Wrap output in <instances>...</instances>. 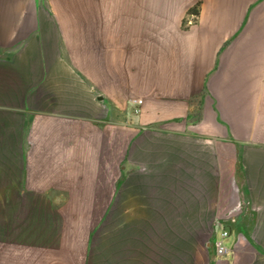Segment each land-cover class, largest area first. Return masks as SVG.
<instances>
[{"label": "crops", "instance_id": "1", "mask_svg": "<svg viewBox=\"0 0 264 264\" xmlns=\"http://www.w3.org/2000/svg\"><path fill=\"white\" fill-rule=\"evenodd\" d=\"M96 2L0 0V264H264V0Z\"/></svg>", "mask_w": 264, "mask_h": 264}, {"label": "rangeland", "instance_id": "2", "mask_svg": "<svg viewBox=\"0 0 264 264\" xmlns=\"http://www.w3.org/2000/svg\"><path fill=\"white\" fill-rule=\"evenodd\" d=\"M103 3V5H102ZM107 2L106 0H97L96 5H93L92 9L94 11V13L99 17L100 21H102L104 18L107 20V18H109L110 16H123L125 17V13L124 11L128 12V11H136L137 8L135 7H123L122 5H114V6H107L106 5ZM90 11V7L86 8ZM131 12V13H133ZM137 13V12H136ZM132 15V14H131Z\"/></svg>", "mask_w": 264, "mask_h": 264}, {"label": "built area", "instance_id": "3", "mask_svg": "<svg viewBox=\"0 0 264 264\" xmlns=\"http://www.w3.org/2000/svg\"><path fill=\"white\" fill-rule=\"evenodd\" d=\"M196 16L193 14L188 19L186 20L185 24L186 26L190 27L195 23ZM143 103V99L141 98H133L132 99V104L134 106V112L136 114H139L141 112V105ZM240 208V204L236 205L232 211ZM229 235V231L224 230L221 233L220 238L216 241V250L219 255H224L225 253L228 252L227 247L224 244L225 238Z\"/></svg>", "mask_w": 264, "mask_h": 264}, {"label": "trees", "instance_id": "4", "mask_svg": "<svg viewBox=\"0 0 264 264\" xmlns=\"http://www.w3.org/2000/svg\"><path fill=\"white\" fill-rule=\"evenodd\" d=\"M198 8L197 7H194V8H192L191 10H190V12L191 13H195V14H197L198 13V10H197Z\"/></svg>", "mask_w": 264, "mask_h": 264}]
</instances>
